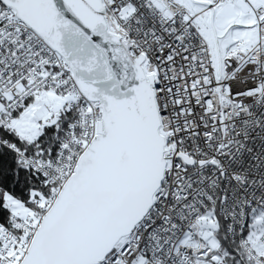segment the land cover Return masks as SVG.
Listing matches in <instances>:
<instances>
[{
    "label": "snow or ice",
    "instance_id": "6c2138e0",
    "mask_svg": "<svg viewBox=\"0 0 264 264\" xmlns=\"http://www.w3.org/2000/svg\"><path fill=\"white\" fill-rule=\"evenodd\" d=\"M0 264H264V0H0Z\"/></svg>",
    "mask_w": 264,
    "mask_h": 264
}]
</instances>
